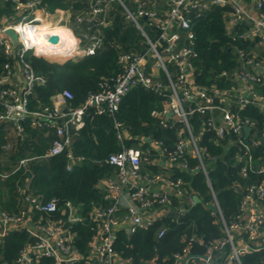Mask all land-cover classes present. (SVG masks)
Wrapping results in <instances>:
<instances>
[{
  "label": "built area",
  "instance_id": "obj_1",
  "mask_svg": "<svg viewBox=\"0 0 264 264\" xmlns=\"http://www.w3.org/2000/svg\"><path fill=\"white\" fill-rule=\"evenodd\" d=\"M12 1L19 19H0V50L6 58L0 67V126L20 143L32 137L26 126L45 128V134L52 133L53 137L44 154L18 158L11 171H0V179L19 170H29L33 159L63 152L66 171L83 162L84 157L71 152L70 145L84 126V117L91 107L96 114L111 116L121 146L105 158L115 174L99 182L107 204L93 205L88 212L94 224L84 251L75 245V233L71 229L74 223L84 220L79 207L56 196L45 199L35 194L31 191L30 176L16 181L20 208L17 212L0 208V242L8 233L20 229L28 230L32 239L20 250L16 264H34L43 257L52 258V264L79 261L132 264L130 257L114 247L117 230L123 229L131 235L173 213L172 195L193 202V195L181 176L151 172L145 165L158 164L159 154L165 156L171 167L189 171L188 158H196L197 167L209 182L206 160L211 155L193 132L190 118L195 113L203 117L200 132H212L225 150L236 149L234 164L239 167L241 178L247 180L255 175L257 179L244 185L235 183L242 195L230 221L223 218L212 192L211 203L216 206L222 236L205 243L202 255H193L191 243L203 244V241L191 235L182 249L173 254L171 264H184L194 257L203 261L193 264H243L244 254L264 249V128L258 127L257 120L242 114L249 105L264 113V92L260 90L264 86V0H89L88 8L81 9L74 17L77 24L85 23V31L76 34L72 25H61L69 32L65 37L47 30L52 28L48 20L51 13L39 6V0ZM112 2L122 7L126 18L145 37L147 49L142 53L121 51L117 57L120 71L102 78L97 90L88 93L81 105L74 106L72 92L62 89L50 97V102L30 108L29 96L37 86L45 84L46 78L33 70L26 59L27 53L52 61L94 54L102 47L100 26L109 23L105 15ZM215 7L224 8V31L232 41L238 61L231 71L223 70L219 74L229 80L225 87L199 85L193 74L197 56L194 26ZM146 25L154 32L153 39L147 35ZM7 28L15 32V43L5 33ZM50 36H55L56 41H50ZM134 87L164 96L162 109L151 111V115L162 127L176 128L172 147L149 137H141L142 142L147 140L145 146H125L124 141L131 136L115 115L122 97ZM245 128H249L248 133ZM1 147L8 152L13 141ZM162 185L169 190L160 188ZM176 211L182 213L181 208ZM55 213L59 214L57 218L52 216ZM164 232L165 227L160 228L157 237ZM149 263L158 264L154 260Z\"/></svg>",
  "mask_w": 264,
  "mask_h": 264
},
{
  "label": "trees",
  "instance_id": "obj_2",
  "mask_svg": "<svg viewBox=\"0 0 264 264\" xmlns=\"http://www.w3.org/2000/svg\"><path fill=\"white\" fill-rule=\"evenodd\" d=\"M14 5L12 0H0V19H19ZM39 6L49 13L69 11L70 25L74 32L80 34L85 31V23L77 24L74 17L81 9L88 8L89 0H39ZM223 13L224 8L215 7L207 11L194 26L197 56L193 61V74L195 82L202 86H228L229 80L219 74L223 70L231 71L238 64L232 41L224 31ZM105 19L109 23L100 26L103 44L94 54L68 58L64 61H51L27 53L26 59L33 70L46 78L45 84L37 86L29 96L30 108H34L38 103L50 102V97L62 89L72 92L74 106L81 105L88 93L97 90L98 82L102 78H109L120 71L117 57L121 51L142 53L147 49L145 37L126 18L118 3L110 4ZM144 29L153 39L154 32L149 30L147 25ZM5 60L0 50V67ZM260 90L264 92V86H260ZM163 102L164 96L143 87H134L122 97L115 117L131 136L124 141L125 146L147 145V140L142 142L141 137L162 140L168 148L173 146L176 128L162 127L159 120L151 115V111L162 109ZM242 114L257 120L258 127L264 128V113L254 106H247ZM202 119V116L195 113L190 121L194 134L200 137L199 144L211 155V158L206 160L209 182L197 167L198 160L192 157L188 158L191 170L180 171L172 167L169 173L172 177L181 176L187 190L192 195H197L200 202L187 203L185 198L172 195L173 213L156 220L148 228L137 229L131 235L123 229L117 230L114 247L122 251L124 256L130 257L132 264H150L152 260L158 264H171L173 254L182 249L186 238L191 235L201 239L203 244L191 243L190 253L202 255L205 243L222 236V224L218 213L206 205L212 201V192L223 218L230 221L237 211L242 195L240 190H236L235 183L244 185L257 179L255 175H251L247 180L241 178L239 167L234 164L236 149L231 147L225 150L215 140L212 132H200ZM84 120V126L70 145L71 152L82 155L84 160L71 171L64 168L66 153L63 152L59 155L33 159L29 163V170H19L3 180L0 179V208L8 212H17L21 206L16 196V181L25 176H30L31 191L35 194H40L45 199L56 196L62 201L69 200L78 206L84 220L74 223L71 229L75 233L74 243L81 251L85 250L91 238V226L94 224L88 212L93 205L107 204L99 188V182L104 177L115 174L114 167L107 164L105 158L121 148L109 114H96L91 107L87 110ZM25 128L32 137L21 143L13 141L12 149L7 152L1 146L11 138L7 137L6 130L0 126V171L9 172L18 158L42 155L48 149L52 133L46 135L45 128L30 129L28 126ZM145 168L151 172H161L158 164L145 165ZM181 204H184L186 211L178 213L176 210ZM52 216L57 218L59 214L55 213ZM162 227H165V232L157 237V232ZM31 240L26 229L14 230L5 235L0 242V263L16 264L20 250ZM241 260L243 264H264V249L244 254ZM52 263V258L43 257L34 264ZM74 264L85 263L79 261Z\"/></svg>",
  "mask_w": 264,
  "mask_h": 264
},
{
  "label": "crops",
  "instance_id": "obj_3",
  "mask_svg": "<svg viewBox=\"0 0 264 264\" xmlns=\"http://www.w3.org/2000/svg\"><path fill=\"white\" fill-rule=\"evenodd\" d=\"M56 13H62V15L66 14L68 16V18L70 17V12L67 11V10H62V11L56 12ZM51 15H52V13H51ZM7 133H8V131H6V135H7V137L11 138L10 141H17L16 138L14 136H12V134L9 135V133L8 134ZM158 169L160 171L168 172V173H170V171L172 169L171 165L166 160L165 156L159 155V154H158ZM160 188H162V189H164L166 191L169 190V188L167 186H165V185L160 186ZM159 213H160V210L158 209V215H159ZM150 215H151V213L148 216H150ZM259 240H261V239H259ZM217 257L218 256H215V259H217ZM202 261H203L202 258L200 259L198 257H194V258H192L190 260H187L184 264H193L194 262H202Z\"/></svg>",
  "mask_w": 264,
  "mask_h": 264
},
{
  "label": "water",
  "instance_id": "obj_4",
  "mask_svg": "<svg viewBox=\"0 0 264 264\" xmlns=\"http://www.w3.org/2000/svg\"><path fill=\"white\" fill-rule=\"evenodd\" d=\"M5 33L8 34V35L11 37V40H12L14 43L17 41L16 34H15V32H14L12 29L7 28V29L5 30ZM49 40L52 41V42H54V41H56V37H55V36H50V37H49ZM248 131H249V128H245V133H248ZM262 141H264V139H262ZM192 199H193V202H194V203L200 202V198H199L197 195H193ZM206 205H207V207H208L210 210H212L213 212L216 211V206H215L213 203L208 202ZM180 208L182 209V212H185V211H186L185 208H184V204H181V205H180Z\"/></svg>",
  "mask_w": 264,
  "mask_h": 264
},
{
  "label": "rangeland",
  "instance_id": "obj_5",
  "mask_svg": "<svg viewBox=\"0 0 264 264\" xmlns=\"http://www.w3.org/2000/svg\"><path fill=\"white\" fill-rule=\"evenodd\" d=\"M160 4H161V2H160ZM48 20L50 21L51 27L58 26V28H60L61 25H66V24L69 25V24H71L70 17L68 18V16L66 14L62 15V13H52V15H50L48 17ZM52 60L53 59H51V61ZM59 61H62V59H60Z\"/></svg>",
  "mask_w": 264,
  "mask_h": 264
},
{
  "label": "bare ground",
  "instance_id": "obj_6",
  "mask_svg": "<svg viewBox=\"0 0 264 264\" xmlns=\"http://www.w3.org/2000/svg\"><path fill=\"white\" fill-rule=\"evenodd\" d=\"M44 30H46V29H44ZM47 30L49 32H51V34H54L55 36H62V37L67 36L68 33H69L68 29L66 27H64V26H61L60 28H58V26H55V27H52V28H47Z\"/></svg>",
  "mask_w": 264,
  "mask_h": 264
}]
</instances>
